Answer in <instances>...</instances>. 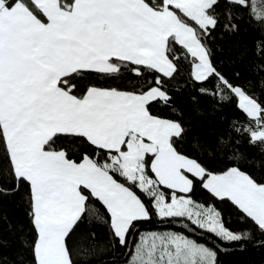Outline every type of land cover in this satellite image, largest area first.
Listing matches in <instances>:
<instances>
[{
  "label": "snow or ice",
  "instance_id": "obj_1",
  "mask_svg": "<svg viewBox=\"0 0 264 264\" xmlns=\"http://www.w3.org/2000/svg\"><path fill=\"white\" fill-rule=\"evenodd\" d=\"M245 12L264 20L255 0H0V182L5 193L26 190L30 264H93V220L124 264H219L221 245L142 231L153 217L240 250L257 238L264 246V181L237 152L250 133L264 156V77L257 96L240 71L229 78L217 68L211 47L218 26L220 39L235 33ZM254 56L264 72V40ZM189 88L197 115L211 100L214 111L231 104L255 124L231 121L213 162L184 147L191 117L180 97ZM192 149L202 151L198 139ZM197 189L207 204L192 198ZM225 203L243 228L226 226Z\"/></svg>",
  "mask_w": 264,
  "mask_h": 264
},
{
  "label": "trees",
  "instance_id": "obj_2",
  "mask_svg": "<svg viewBox=\"0 0 264 264\" xmlns=\"http://www.w3.org/2000/svg\"><path fill=\"white\" fill-rule=\"evenodd\" d=\"M258 9L264 8V0H255ZM223 23V21H222ZM238 31L229 35L224 33V38H219L220 27L216 32L215 42L211 45L214 51L213 60L217 68L229 78L233 77L236 71H240L243 83H246L249 89L254 84L257 85L254 94L259 96L260 89L258 81L264 77V72L257 74V60L254 56L256 42L264 40V20L257 18L255 14L245 12L242 19L236 21ZM219 49V50H218ZM247 49V55L241 60L240 54ZM190 59V58H189ZM185 74L187 69H182ZM189 88L180 97V103L185 111V116L191 117L189 125L190 131L188 134V143L184 146L188 149V154L192 156L199 155L201 160L212 161L213 153L217 159L222 157L225 152L217 144V139L220 136L227 138L232 133L229 131L231 121L236 120L234 126L247 128L255 127L254 122L247 118L245 114L239 112L233 105L226 104L222 108L214 111V103L211 100H202L200 107L203 108L204 114L197 115L193 111L190 101ZM250 133L240 138V144L237 147L235 138L230 141V147L227 150L229 157L234 153L231 149L237 147V152L247 156L251 160V166L247 169L257 180L264 181V156L259 152V142L257 147H250ZM198 139L202 151L199 153L193 151V142ZM76 151L75 148L72 149ZM74 159L76 157H73ZM259 163V167H257ZM8 185L0 182V264H30V251L27 243L32 239L31 225L28 216L29 206L26 196V190L4 192V188ZM192 198L198 203H208L207 194L202 190L197 189L191 194ZM218 209L222 212L226 226L233 230L243 228L244 225L239 221V214L227 203L218 204ZM190 225V222L185 221ZM173 230L184 232L190 238L196 239L200 243H205L210 247H221L226 250L216 248L218 252L219 264H264V246L260 245L257 239L251 242H245L243 250H240V245H223L222 242L216 240L209 234H201L197 230L195 236L191 232L186 231L180 223L165 221L161 223L155 217L150 222H145L141 225V230ZM87 232L95 233L94 239H89L86 243L96 245L98 255L94 258L93 264H124L125 257L120 249H113L110 245L108 229L99 222L93 220L87 225ZM103 246L104 251L99 252Z\"/></svg>",
  "mask_w": 264,
  "mask_h": 264
}]
</instances>
